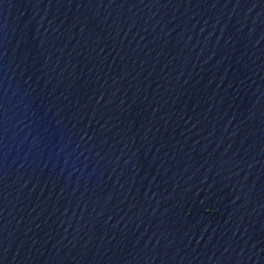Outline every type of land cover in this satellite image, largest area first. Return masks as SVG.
Returning <instances> with one entry per match:
<instances>
[{
    "label": "water",
    "instance_id": "obj_1",
    "mask_svg": "<svg viewBox=\"0 0 264 264\" xmlns=\"http://www.w3.org/2000/svg\"><path fill=\"white\" fill-rule=\"evenodd\" d=\"M0 264H264V0H0Z\"/></svg>",
    "mask_w": 264,
    "mask_h": 264
}]
</instances>
